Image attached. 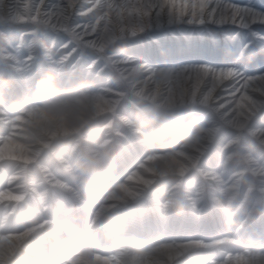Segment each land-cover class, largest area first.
Wrapping results in <instances>:
<instances>
[{
	"label": "rangeland",
	"instance_id": "374dc122",
	"mask_svg": "<svg viewBox=\"0 0 264 264\" xmlns=\"http://www.w3.org/2000/svg\"><path fill=\"white\" fill-rule=\"evenodd\" d=\"M96 1L99 3L92 10L93 15L89 24L93 25L95 22L99 24L94 34L95 37L102 34L106 28L113 27L112 20L116 19L115 15L123 22L127 18H131V14L138 16L146 5L145 0H91L89 3L79 0L67 14L70 26H76V23L71 24L73 14L79 21L82 18L77 15L79 10L85 6H92L91 4ZM53 2H58V0H53ZM144 9L147 16L151 17L148 9ZM57 10L62 12L64 3ZM39 18L37 34H32L31 38L24 37L22 34L24 27L18 28L9 23L0 27V38L4 40L7 35L12 37L10 43L12 48H8L9 42L4 41L2 46L6 48L5 50L12 49L11 53L25 50V54H29L30 49L34 47L37 52V57L31 66L34 71L29 83L22 77L20 85L16 83L12 78L10 68L5 66L4 61H1L0 105L7 109H14L10 116L15 118L19 115V112L21 113L25 109V103L48 101V97L37 94L38 81L47 76L54 78L59 91L79 88L86 93L89 99L104 98L117 101L118 104L115 110L101 118L91 120L89 124L79 130L76 129L68 136L59 135L55 140L49 139L48 136L44 137L40 133L35 134L38 138H34L32 131L24 123L15 122L14 125L12 124L14 121H11L4 126H1L0 123V140L14 138L31 147L36 140H40L41 143L48 141L46 147L40 152L41 159L24 166V176L18 178L16 184H13L14 179L10 178V173L17 172L19 167L13 166L6 171L8 162L0 164V189L10 183L12 186H21L27 196V199L20 202L19 205H6L7 203L4 202L0 206V229L4 226L25 228L29 221L40 217L42 212H49L47 218L58 219V225L61 227L59 237L63 243V250L59 256L55 255V257L59 258V262L63 261V264H72L77 260L81 256L80 249L106 254L108 257H116L117 254L124 256L131 252L129 247L131 243H143L148 250L167 236L197 233L210 235L214 238L219 237L222 231L226 232L229 229L232 233L227 236L235 238L238 245L231 247L228 254L243 255L249 252L264 254V192L262 193L261 188L257 185L258 180L264 184V175L255 176L253 169L260 165L264 172V148L262 145L252 137L248 129L240 130L238 133L228 125L213 108L216 103L202 105L196 101L191 103L187 99L183 103L178 102V108L164 109V106L159 104L160 101L151 102L150 99L137 94L140 84H136L133 90L129 87L134 79L135 82L137 79L143 80L150 75L151 71L156 74L163 70L166 75L172 74V79L170 78V82H168L172 85L175 79H179L177 76L183 69L191 71L201 64L215 67L232 66L241 72L248 69L263 71L264 64H257V62L264 58V42L255 37L250 38L245 45L241 46L239 41L243 37L234 32H226L225 36L228 38L229 46L219 52L216 47L207 43L203 35L205 29L214 27V25L204 24L195 27L182 23L172 26L165 24L159 28L155 26V31L150 30L139 36H130L113 42L112 46L107 48L105 55H99L94 47L84 44V39H81L83 35L80 39L77 37L76 34L83 27L77 29L76 34L72 33V29L68 34H64L63 31L51 29L45 17L40 16ZM14 30L21 33L20 38L15 41L13 39ZM65 35L70 37L73 42L63 49L62 46L69 43L68 41L61 43V39ZM86 38L91 39L92 36ZM223 39V34H221L222 42ZM73 47L76 51L74 54L71 53ZM51 48L54 50L50 56H42V50L48 51ZM111 53H117L118 55L115 57L130 60L131 62L127 63L129 67L140 66L139 72L132 75L130 79L124 77L123 71L119 69L122 66L115 68L116 64L109 61ZM52 56L55 58H50ZM0 57H2L1 52ZM79 57H83L82 60ZM95 58L98 60L96 61ZM54 60L57 62V69L58 67L62 69L59 77L56 76L57 69H54L56 67L53 66ZM228 83L230 89L227 91L221 86L222 88H218L213 94L215 99L222 102L227 98L226 94L235 91L237 94L233 95L231 99L238 100L243 91L242 83H239L238 79H232ZM208 89L209 86H204L203 91L206 92ZM157 110L161 114H167L170 120H174L178 116L182 117L183 124L199 120L204 124L205 131L213 133V138L206 142L207 147L204 153L199 155L197 166L190 169L188 173L177 175L173 179L171 177L160 179L155 185L147 188L138 200L115 209L105 220L100 222L96 231L97 227L91 226L93 213H87L84 203L73 194L63 191L60 187H52L46 172H42V165L45 164L50 169L53 177L55 176L75 188L83 197V202H86L92 210H97L103 204L113 203L114 201L109 197L116 193L121 186L131 187L133 185L137 190L142 187L134 183L130 185L129 180L135 172L145 171L143 167L149 156L172 155L177 161L186 162L188 156L194 155V153L199 154L200 148L202 149L200 141L195 147L187 148L171 140L162 144L154 143L151 138L150 117ZM22 114L24 115V113ZM121 115L129 118L132 124H127ZM249 122L255 126H259L258 122L264 123V109ZM106 124L109 126L105 127ZM132 127H138L141 133H132ZM235 136L237 141L231 147L226 148L228 142L235 139ZM29 140L35 141L29 142ZM105 142H108L109 147L114 148L117 158V167L110 177L112 186L105 191L90 190L84 185L79 172L80 154L85 147L100 148V145ZM234 150H236L234 159L231 162L227 161V156ZM55 151H58L63 159H59ZM245 154L253 155L254 161L249 162L255 163L253 166L249 167V163L245 160ZM241 166H245L246 171L240 176L238 195L229 206L230 194H226L228 193L227 187L236 180L237 176H234V172ZM206 169H211V172L216 171L217 176L220 177L209 179L211 175L204 171ZM143 174L147 177L150 176L148 173L143 172ZM179 180L183 208H170L165 214L164 204L167 203L171 192L176 190H172V186ZM251 180L254 182L253 190L246 198L240 213L237 212L230 222V215L244 198ZM30 181L31 183H29ZM153 196L157 201L152 199ZM219 201L228 206V212H221ZM253 208H255V213L251 222L244 229H240V225ZM67 221H73L74 227L78 226L81 229L78 236H72L74 227L68 228L62 225ZM90 236L95 237V243L89 241ZM39 237L41 244H48L51 248L52 237L49 234L42 231ZM188 238L191 237L185 236L184 239ZM20 248L21 251L26 252L25 245H21ZM57 249L59 248H56L58 253ZM217 252L218 249L214 248L198 252L194 257L201 264H211L214 260L224 262L227 254L218 255ZM188 262L193 264L189 256H184L179 264H189ZM12 263L16 264V258ZM114 263L120 264L116 260Z\"/></svg>",
	"mask_w": 264,
	"mask_h": 264
},
{
	"label": "bare ground",
	"instance_id": "6f19581e",
	"mask_svg": "<svg viewBox=\"0 0 264 264\" xmlns=\"http://www.w3.org/2000/svg\"><path fill=\"white\" fill-rule=\"evenodd\" d=\"M47 1L48 0H45V3ZM49 1L53 2V0ZM78 1L79 0H62V3H64V10H62V12L58 10H56V12H51L45 20L48 22L49 27L51 26V29L63 31L64 34H68L71 29L72 33H75L77 29L83 27L78 34H75L79 39L83 35L81 39H84V44L94 47L99 55H105L107 48L111 47L113 42L129 38L130 36H139L150 30L155 31V26L159 28V26H163L165 24L172 26L181 23L186 26L195 27L204 24L214 25V27L218 26L209 22V18L206 13L203 14V22L201 20L202 13L199 10H196V14L193 15V9L190 4L186 9H181L177 6L175 8L177 19L174 22H169L167 14L168 12L173 11L172 8H169L168 6L161 8V0H151V2H149V0H145L146 5L144 8L148 9L151 17L147 16L144 8L143 10L141 9L138 16L131 14V18H127L123 22H121L119 17L115 15L116 19L112 20L114 22L113 27L111 29L106 28L102 34L95 37L94 34L96 33L99 24L98 22H95L93 25L89 24L90 18H92L93 15L92 10L95 5L99 3V1H96L95 3L92 2V6H85V8L79 10L80 12L77 15L82 18L79 19L76 26L71 27L68 22L69 17L67 14H69L76 6ZM31 2L35 3V0ZM82 2L89 3L91 0H82ZM14 6L15 0H0V27L9 23L18 28L24 27L22 29V34L25 32L37 34L40 16H28L27 19L29 20V23L13 24L11 18L15 14ZM155 11L157 12L153 15ZM224 27L227 28V24H225ZM90 36H92L91 39L86 38ZM11 38V35H7L4 40L3 38H0V46L4 45V41H7L9 42L8 48H12L10 44L12 42ZM72 42L73 41L63 45L62 48H67ZM5 49L6 48L3 46L0 48L2 56L0 57V67L2 66L1 61H4L5 66L10 68L9 70L12 73V78L16 81V83H20L21 77L29 83L32 80L34 71L31 66L34 63V59L37 57L36 49L32 47L27 56L25 55V50L11 53L12 49ZM53 50L54 48H51L48 51L42 50V56H50ZM75 52V47H73L71 49V53L74 54ZM117 55V53H111L109 61H111L112 64H116L114 65L115 68L122 66L119 69L123 71L122 73H124V77L130 79L132 75L139 72L140 66L129 67L127 63L131 61L126 58L115 57ZM50 58H55V56ZM82 58L83 57L80 59L82 60ZM95 60L97 61L98 59L95 58ZM53 66L56 67L54 69H57V62L55 60ZM56 72L54 70L56 76L59 77L62 73V69L58 67ZM2 77H4V75H2ZM170 78L172 79V74L170 76L169 74L166 75L165 70L156 74H153V71H151L150 75L143 80L137 79L135 82L134 79L129 87L133 90L135 89L136 84H140L138 86L137 94L150 99L151 102L160 101L159 104L164 106V109L173 110L175 107L178 108L179 105H177V103H183L187 99H189L191 103L196 101L202 105H208L211 102L216 103L213 105V108L228 125L232 126L238 133L240 130L242 131L243 129H248L252 137L255 138L264 148V123L258 122L257 125L259 126H255V124L249 122L255 115L264 109V70L259 71L258 69H248L247 71L241 72L232 66L215 67L209 64H201L196 66L191 71L183 69L179 73V76H177L179 79H175L172 85H170V83L168 84V82H170ZM232 79H238L239 83H242L243 91L238 100L231 99L233 95L237 94L235 91H230L226 94L225 97L227 98H225L222 102L215 99L213 94L217 91V89L222 88L221 86H223L224 90L228 91L230 89L228 81ZM204 86H209L208 91H203ZM108 90L110 91V89ZM87 98L89 105L94 111V119L101 118L105 114L115 110L118 104L117 101H110L104 98L89 99L88 96ZM47 102L48 101L25 103V109L22 110L21 113L18 111L19 115L15 118L10 116L14 109H7L0 105L1 126H4L11 121H14L12 123L14 125L15 122L24 123V125L28 126V129L31 130L33 134L40 133V135L44 137L48 136L51 140L57 139V136L59 135L68 136L71 132L77 129L75 126L62 119L57 112L47 107ZM15 110L17 111L18 109ZM22 113H24V115ZM121 118L124 119L127 124H132L131 120L124 115H121ZM108 126L109 124L105 125V127ZM132 130V133L134 134L141 133L138 127H132ZM212 138L213 133L205 131L199 140L202 146V149L200 148V152H198L199 154L194 153V155L188 156L186 162L177 161L172 155H160L158 157L149 156L146 158V163L143 167L146 172L144 170H141V172H135L130 176L129 180L130 185L131 183H134L141 185L142 187L137 190V188H135L136 186L133 185L131 187L128 185L121 186L116 193L110 195L109 197V199L114 202L110 204H103L97 210H92L89 205L87 206L86 202H83L81 194L76 191L75 188H72L69 183L63 182L55 176L53 177V174L50 173V169L45 164L42 165V172H46L52 187H60L63 191L73 194L78 200L84 203L83 205L86 206L87 213H93L91 226L97 227V229H95L97 231L100 222L105 220L111 213L114 212L115 209L138 200L147 188L155 185L160 179H163L164 177H171V179H173L177 175H184L188 173L190 169L197 166L200 156L204 153V150L207 147L206 142ZM236 138L237 137L235 136V139H231L226 148L231 147L237 141ZM34 141L29 140V142ZM0 143V164L8 162V164H6L8 165V169L6 171L13 166L19 167L17 172L10 173V178L14 179L13 184H16L18 183L17 179L24 176L23 174L25 173V170L23 167L33 161L41 159L40 152L46 147L45 145H47L48 141H42L41 143L40 140H36L33 147L30 145L27 146V144H23L22 142L20 143L14 138H10L9 140L4 138V140H0ZM55 153L59 159H63L58 151H55ZM235 155L236 150L227 156V161L231 162L234 159L233 156ZM244 156L247 163L254 161L253 155L245 154ZM254 164L255 163H249L248 165L251 167ZM20 168L22 169L20 170ZM245 168V166H241L234 172V176H237L236 180H234V182L227 187L228 193L226 194H230L229 206L235 201L236 196L238 195L237 188L240 176L245 173ZM253 169L255 176L264 175L263 169L260 168V165ZM210 170L211 169L204 170L207 171L208 175H211L209 179L220 177L217 176L216 171L211 172ZM69 172L72 173L71 171ZM143 172L150 174V176H145ZM72 175L74 176L73 173ZM29 183H31V181ZM218 184V186H220V183ZM178 185H180V180L177 184L172 186V190H175ZM253 185L254 182L251 180L244 198L240 201L233 214L230 215V222L231 218L234 217L237 212L240 213L242 210L246 198L250 194L251 190H253ZM257 185L261 188L263 193L264 184L261 180L257 181ZM26 199L27 196H25V190L22 189L21 186H12V184L9 183L5 188L0 189V206L3 205L4 202L7 203L6 205H19L20 202ZM152 199L156 200L154 196ZM215 199L213 198L214 201H216ZM218 203L220 205L221 212H228V206H225L221 201ZM170 208L172 209L173 207L168 206L167 203L164 204L165 214H167V211ZM255 208L248 213L244 222L240 225V229H244L251 222L255 213ZM200 214H202V212H200ZM48 215L49 212H42L40 217L29 221L25 228H21L19 226H4L0 229V264H14L12 263L14 258H16V264H63V261L59 262V258H56L63 250V243L59 237V230L61 227L58 225V219L47 218ZM62 225L67 226L68 228L69 225H72L73 227L75 226L73 221H67ZM42 231H45L52 237L51 248L48 244H41V238L39 235ZM221 233L219 234V237L216 236L214 238L210 235H201L197 233H187L186 235L177 234L171 237L167 236L148 249L150 255L133 254L130 252L124 256L117 254L116 257H108L106 254L95 253L88 249H80L79 253L81 256L77 260L73 261L72 264H115V260L120 264H179V261L184 256H189L193 264H201L195 260L194 255L198 252L209 251L214 248L218 249V255L226 253L227 258L224 262L214 260L211 264H264V254H261L260 252L253 253L248 251V254L243 255L228 254L231 247L238 245V242L235 238L227 236L229 233H232L230 229L226 232L222 231ZM185 236H190L191 238L184 239ZM21 245L26 246V252L21 251ZM56 248H59L57 249V251H59L58 253L56 252ZM188 263L191 264L190 262Z\"/></svg>",
	"mask_w": 264,
	"mask_h": 264
},
{
	"label": "clouds",
	"instance_id": "9594fccd",
	"mask_svg": "<svg viewBox=\"0 0 264 264\" xmlns=\"http://www.w3.org/2000/svg\"><path fill=\"white\" fill-rule=\"evenodd\" d=\"M37 94L48 97L46 106L57 112L62 119L75 126L77 130L95 118L86 93L79 88L59 91L54 78L51 76L38 81ZM182 120L183 118L180 116L170 120L167 114H161L158 110L154 112L150 117L152 141L156 144H162L171 140L185 148L195 147L205 132V126L199 120H192L188 124H183ZM33 135L34 138H38L35 134ZM78 167L86 188L105 191L112 186L110 177L117 167L116 152L114 148L108 146V142L100 145V148L85 147L81 151ZM181 196L182 192L178 185L176 190L169 195L168 206L182 209ZM69 227L73 228L72 225ZM80 232L81 229L76 226L72 236H78ZM88 239L95 243V237L90 236ZM129 247L133 254L150 255L143 243H131Z\"/></svg>",
	"mask_w": 264,
	"mask_h": 264
},
{
	"label": "snow or ice",
	"instance_id": "6c2138e0",
	"mask_svg": "<svg viewBox=\"0 0 264 264\" xmlns=\"http://www.w3.org/2000/svg\"><path fill=\"white\" fill-rule=\"evenodd\" d=\"M61 4L62 0H58V2H49L48 0L47 3L45 0H35L34 4L31 0H15V14L11 18L12 23H29L27 17L32 15L47 18L51 12H56ZM189 4L193 9V15L196 14V10L202 13V22L203 14L206 13L209 22L218 25L205 29L203 35L207 43L216 47L219 52L229 46L228 38L225 36L226 32H234L243 37L239 41L241 46L245 45L250 38L255 37H259L260 41L264 42V0H161L160 7L168 6L173 9L167 15L168 21L174 22L177 19L175 8L179 6L181 9H186ZM77 22L75 14H73L71 24ZM225 24H227V28L224 27ZM221 34H223V42ZM23 35L31 38L32 34L25 32ZM20 36V32L13 31L14 41ZM65 41L71 42L70 37L63 36L61 43ZM25 55L27 56V53ZM257 64H264V58Z\"/></svg>",
	"mask_w": 264,
	"mask_h": 264
}]
</instances>
